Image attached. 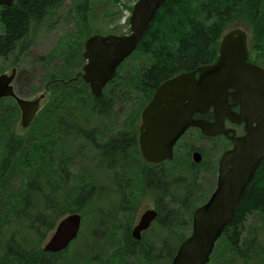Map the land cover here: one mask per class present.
<instances>
[{
  "label": "rangeland",
  "instance_id": "rangeland-1",
  "mask_svg": "<svg viewBox=\"0 0 264 264\" xmlns=\"http://www.w3.org/2000/svg\"><path fill=\"white\" fill-rule=\"evenodd\" d=\"M137 1L63 0L41 23L33 26L32 33L24 47L17 48L9 56L0 55V74H10L16 68L17 77L14 86L17 94L28 100L46 94L41 102V110L50 107L53 99L50 90L47 89L49 79L55 75L61 78L68 75L72 80L84 81L82 75L86 64V59L83 56L85 41L94 34H130V16ZM233 23H242L245 27L250 25L243 18L238 21L234 20L230 24ZM3 34L4 27L0 22V36ZM81 46L83 59L79 52ZM256 52L254 51V56ZM151 64H153L151 55L143 51H136L120 68V80L107 89L114 97L111 109H107L106 113L99 115H95L88 108L77 110L79 124L89 130L99 128L104 137L100 140L111 139V136L117 131L125 129L131 130L137 138L141 125L140 114L143 109L137 103L140 101L141 94L134 91L127 80L135 77ZM66 65L69 66L65 67ZM121 80H125L126 83H122ZM6 105V99L0 100V109L5 108ZM21 118L20 111L16 129L20 135L26 136L30 130L22 127ZM199 136L198 132L192 130L184 143L192 141L199 144L201 149L213 156L218 153L220 146L224 143L221 140L203 141ZM86 141L81 138L74 139L71 135L63 139L62 145L71 155L67 167L68 172L67 174L63 173L66 182L59 187L52 186L56 177L51 163L50 170L45 168L49 173L40 184V189L44 193L56 196L55 191L58 189L67 192L73 188L81 187V183L84 182L83 178H89L88 181L93 183L91 187L93 192L86 199L88 202L86 208L80 206L82 210L78 212L83 218L80 233L67 250L56 258L54 264H171L170 255H175L174 251L177 250L180 243L185 237L191 235V225L189 227L183 222L181 224L171 222V226L166 227L165 225L167 230L164 231L161 240L157 235L158 225L154 223L153 227L145 234L142 245L154 244L155 250L159 254L158 259L155 254L156 259L153 262H145L144 256L129 254L130 252L126 251L123 242V233L128 226L130 227L131 222L126 216L128 210L125 206L133 201L146 202L143 198L140 200V194L132 196L134 185L143 183L140 181L143 180V173H139L143 160L136 152L135 147L131 146L134 147V151L127 160L119 163L114 161L113 168L108 169L102 163L94 147L92 148ZM184 151L185 148L182 152ZM57 159L56 157L54 161ZM174 163L167 164L166 168H173ZM213 172L214 170L208 171V167L202 165L197 170L184 169L182 173L171 180L179 178L185 180L187 189L191 186V190H196L193 197L200 205L208 200L214 189V182L211 179ZM27 173V166L22 171L19 168L15 173L10 171V177L4 183L6 185L9 182L7 184L9 197L6 194V186L2 190L0 189V237L2 239L0 255H4V245L7 240L13 239V247L18 248V250L15 249L18 254L17 258L22 262L25 258L31 257L34 250L42 247L55 231L54 229L46 238L40 240L47 229V225L42 224V221L48 224L54 220V217L38 218L37 215L42 212L51 215L50 213L55 212L43 208L42 201L33 202V205L37 207L30 211L33 216H26L22 211L24 204L19 201L17 196L25 188ZM167 184H171V182ZM86 186L87 189L90 187ZM15 194L14 203L9 207ZM39 197L41 198L42 195L39 194ZM59 201V203H63L62 200ZM148 205L144 204L140 208L139 217ZM64 217L58 219V223ZM238 231L240 232L239 251L236 252L232 248L228 241L229 237L225 235L217 243L209 264H264V213L253 211L246 215L243 222L238 225ZM1 259L4 257H0ZM21 261L15 259L5 261L4 259L1 264H22Z\"/></svg>",
  "mask_w": 264,
  "mask_h": 264
},
{
  "label": "trees",
  "instance_id": "trees-1",
  "mask_svg": "<svg viewBox=\"0 0 264 264\" xmlns=\"http://www.w3.org/2000/svg\"><path fill=\"white\" fill-rule=\"evenodd\" d=\"M62 1L15 0L11 7H2L0 22L3 24L4 34L0 36V55L9 56L17 48L24 47L32 33L33 26L41 23ZM242 11L244 14L239 13ZM242 18L253 28L255 39L263 45L258 49L252 48V51L253 53L257 51L254 57L264 65V0H167V3L157 12L137 50V52L143 51L151 55L158 61L154 68L144 70L127 80L133 90L141 94L140 101L137 102L138 106L144 107L160 84L166 80L163 79L160 66H165L168 70L177 67L168 58L179 59L180 71L207 64L210 59L214 60L218 57L219 40L226 27L232 21ZM178 42H180L179 46H177ZM81 51L82 46L79 49L82 58ZM119 80L120 75L111 81L103 95L97 98L83 80H72L68 75L62 78L52 76L48 81L47 89L52 94L53 102L50 107H45L39 112L33 124L28 128L30 133L26 136L20 135L16 129L20 116L16 101L12 98H4L7 100V105L0 109V189L6 186V194L9 197L7 187L9 182L6 185L4 183L10 177V171L15 173L17 168L22 171L25 166L28 167L25 188L17 196L24 204L22 211L26 216H33L30 211L37 208L33 205L35 201H42L43 208L55 211L50 213L51 215L43 212L37 215L38 218L54 217V220L48 224L42 221V224L47 225V229L40 240L46 238L55 229L58 219L81 212L80 206L86 208L88 204L86 199L93 192L91 189L93 183L88 181L89 178L82 179L84 182L81 183V187L67 192L56 190V196H49L40 189V184L49 173L45 168L50 170L51 163L56 177L52 186L59 187L66 182L63 173L68 172L67 167L71 155L63 147V139L71 135L74 139L87 140L86 143L94 147L102 163L108 169L113 168L114 161L117 163L126 161L133 153L134 147L136 152H139L131 130H119L111 136V139L100 140L104 138L101 130L99 128L87 129L79 124L76 115L77 110L86 108L93 111L95 115L106 113L107 109H111L114 97L107 89ZM121 81L126 83L125 80ZM56 157L58 159L54 161ZM172 178L174 177L165 176V185H186L185 180H180V178L171 180ZM151 179L154 180L153 177ZM168 182L171 184H167ZM86 185L90 187L87 189ZM39 194L42 195L41 198ZM15 198L16 194L9 207L13 205ZM59 200L63 203H59ZM165 204L168 207L167 203ZM253 211L264 213V162L254 182L246 190L237 209L236 218L223 234L229 237L228 241L236 252L239 251L238 242L240 240L238 225L243 222L246 215ZM169 212V214H174V210ZM165 225L166 227L171 226V223ZM12 240H7L4 245V255L0 257H4L5 261L13 259L21 261L17 258L18 254L15 249L18 250V248L13 247ZM0 242H2L1 237ZM40 255H44L42 247L34 250L31 257H27V264H50L42 260ZM173 258L174 255L171 254L170 259ZM4 259L0 260V264Z\"/></svg>",
  "mask_w": 264,
  "mask_h": 264
},
{
  "label": "water",
  "instance_id": "water-1",
  "mask_svg": "<svg viewBox=\"0 0 264 264\" xmlns=\"http://www.w3.org/2000/svg\"><path fill=\"white\" fill-rule=\"evenodd\" d=\"M14 0H0V8L11 7ZM167 0H138L130 18L128 35L94 34L87 38L83 53L86 59L83 79L92 94L100 98L105 87L116 76L120 65L137 49L150 29L157 12ZM247 33L242 29L226 34L221 42L215 64L198 67L166 80L157 89L142 113L139 143L144 158L161 162L173 157L176 142L192 127H199L207 136L224 134L235 145L234 167L226 163L220 169L218 186L211 198L200 206L194 216L193 233L179 247L171 264H208L215 245L235 217L248 185L264 161V122L252 128L255 117H264V68L248 62ZM200 72L199 77H196ZM17 69L0 74V100L13 98L21 111V125L29 128L41 110L46 94L32 100L19 96L14 82ZM235 90L237 104L241 101L248 109L235 113L228 102L229 92ZM214 108L216 120H194L196 113ZM247 116L250 118L248 119ZM247 123V134L237 137L235 130L225 128V119ZM232 133V135H231ZM231 135V136H230ZM196 162L201 156L195 154ZM156 216L148 211L135 229V237L150 226ZM82 216L73 213L63 218L45 245L46 251L65 250L81 229Z\"/></svg>",
  "mask_w": 264,
  "mask_h": 264
},
{
  "label": "flooded vegetation",
  "instance_id": "flooded-vegetation-1",
  "mask_svg": "<svg viewBox=\"0 0 264 264\" xmlns=\"http://www.w3.org/2000/svg\"><path fill=\"white\" fill-rule=\"evenodd\" d=\"M239 13L244 14L243 11L239 12ZM238 20H240V19H238ZM233 24H229L226 27L223 35L221 36V38L219 40L218 57H219V49H220V45H221L223 37L226 34L232 32L234 30L242 29L247 33V43H248V48H249L248 62L264 68V65L260 64L258 62V60H256L254 55H253L252 48L258 49V48L263 46L262 43L260 41H257L255 39V37L253 36V33H254L253 28L250 25L248 27H245L242 23L241 24L235 23L234 25ZM231 25H233V26H231ZM179 45H180V42L177 43V46H179ZM84 46H85V44H84ZM218 57L214 60L210 59V61L207 64L200 65L198 67L213 65L217 62ZM168 60L171 61L177 67L176 68L174 67V69L168 70V68H166L165 66H160L161 71H162V76L164 77L163 79H166V80L171 79L180 73L195 71L198 68V67H196V68L191 69V70L188 69V70L180 71L179 67H178V63H179L178 58H168ZM157 61L158 60L153 58V64H151V66L146 68L145 70H150V69L154 68L155 63ZM122 65L120 66V68L122 67ZM120 68L118 69V72H119ZM173 71H176V72L173 73ZM199 75H200V72H197L196 77L198 78ZM166 80H164V81H166ZM228 92H229L228 102H229V104L231 106V110L233 112L241 114L243 109H245V110L248 109L247 105H243L241 103V101H243L244 99H241L240 103L237 104V99L234 97V93H235L234 89L230 88L228 90ZM145 107H143L141 114H140L141 125H142V113H143V110L145 109ZM247 118L249 119L250 117L247 116ZM193 119L194 120H206L209 122H214L216 120L214 108L212 107L209 111H207L205 113L194 114ZM263 122H264V117H261L260 115H258L255 117V120L252 122L251 127L252 128L259 127L260 124H262ZM141 125L139 126V133H138L137 138H136V136H134L133 138H135V141L138 144V151H139L138 154L143 160L141 168H140V172H139V173H143V175H142L143 180H140L143 183L141 185L140 184L134 185V189L132 191V196H136V195L140 194V196H139L140 200L143 198L144 200H146V202L133 201V202H129L125 206L128 210V213L126 214V216L129 217L131 222H130V227L128 226V228L123 233V235H124V241L123 242H124V247H126V251L128 253L130 252L129 254H138V255L144 256L145 262H153L156 259L155 254L157 256V259H158L159 254L156 252V250H155L156 247H154V244H149L146 246L142 245L145 234L151 229V227H153L154 223H156L158 225V231H159L157 235L162 240V237L164 235V231H166L165 224L171 223V222H178L181 224V222H183V223L189 225V227L191 225V228H192L191 235H192L195 212L200 206H202L203 204L208 202V200L211 198V196L213 195V193L217 189L218 181H219V175H220V169H221L222 164L226 163L227 167L230 169L234 167V155L232 153H229V152L234 149L235 145L233 143V140L229 136H226L224 134H219V135L213 136V137L207 136L202 132V130L199 127L192 126V127L188 128L185 131V133L180 137V139L176 142L174 149H173V157L171 159L161 161V162H150L144 158L143 153L141 151L140 143H139V138H140V134H141ZM225 128L235 130L237 137H244L247 134V123L246 122L234 123L229 118H226L225 119ZM192 130H195L196 132H198L200 135L199 137L203 141H212V140L223 141L224 143H223V145L220 146L218 153H216L213 156V154H208V153H206L205 150L201 149V146L199 144L197 145L192 141H190L188 143H184L186 137L188 136V134ZM231 135H232V133H231ZM183 148H185L184 152H182ZM196 153H199L201 156L200 162H196V160H195V154ZM172 163H174L173 168H171V169L166 168L167 164H172ZM202 165L208 167V171L214 170V172L211 174V179L214 182V189L212 190L208 200L205 201L203 204H200V205L197 204L196 198L193 197L194 194L196 193V190H191V186L189 187V189H187L188 188L187 185H165V176H169V177H175L176 176L177 177V175L182 173V171L184 169H186V170L196 169L197 170V168L199 166H202ZM179 176H181V175H179ZM151 177H153L154 180L151 179ZM253 182H254V179L248 185L247 189L250 188V186ZM136 191H137V194H136ZM165 203H167L168 207H166ZM175 203H177V204H175ZM240 203H239V205H240ZM144 204H149V205L139 217L140 208ZM237 209L235 212L234 219L236 218ZM171 210H174V214H169L170 213L169 211H171ZM148 211H154L156 213V216L151 221L150 226L147 229H144L140 232V239H138L135 237V229L140 224L144 214L147 213ZM183 218H185V219H183ZM244 219H245V217L243 218V220ZM231 223H233V221ZM81 227H82V223H81ZM56 228H57V226L55 227V230H56ZM79 233H80V231H79ZM188 237H185L184 240L180 243L177 250L175 251V255L177 254L179 247L182 245V243ZM47 242H48V240H47ZM47 242H45V244L42 246V250L44 252V255H40L39 257L42 258V260H45L48 263L52 264L56 261V258L58 256H60V254H62L63 252H65L67 250V248L70 246V244L73 241L69 244V246L65 250L58 251V252L46 251L45 245ZM175 255H174V257H175ZM19 257H21L20 254H19ZM26 259L27 258L24 259V262H22V264L28 263V261ZM33 259H35V258H33ZM173 259H172V261H173ZM34 262H35V260H34Z\"/></svg>",
  "mask_w": 264,
  "mask_h": 264
}]
</instances>
